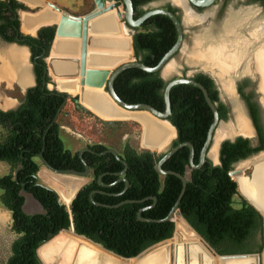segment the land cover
<instances>
[{
  "label": "trees",
  "instance_id": "trees-1",
  "mask_svg": "<svg viewBox=\"0 0 264 264\" xmlns=\"http://www.w3.org/2000/svg\"><path fill=\"white\" fill-rule=\"evenodd\" d=\"M157 1L131 0L133 19L140 18L147 11L145 8ZM92 7L91 0H82L81 5L68 12L80 16L88 13ZM162 8L181 21L177 8L170 4ZM27 10L15 0H0V39L7 44H16V37L22 41L18 45L29 49L35 79V86L23 96L14 92L19 101L16 109L0 110V162L10 168L8 174L0 176V205L11 213V229L16 236L6 264H41L36 255L37 249L62 230L70 229L122 258H134L149 247L170 239L174 233L173 223L140 222L138 212L146 209L140 214L145 220L165 219L179 199L182 183L175 176L161 178L157 173L156 164L164 154L137 152L127 141H123L132 128H138L136 123L103 122L70 96L47 89L50 78L44 75L45 59L49 55L56 28L43 27L35 37L24 36L19 31L18 18L14 19V16L18 11ZM132 31L133 57L148 68L156 67L177 40L173 23L163 15L149 18L140 28ZM182 78H186L185 73ZM191 79L205 88L216 107L219 121L226 122L227 109L219 101L213 80L203 73L195 74ZM167 83L160 73L148 74L129 69L115 79L113 89L119 99L127 104H145L163 112V93ZM238 92L248 105L263 143L258 107L251 103L250 97L242 94L240 87ZM169 100L171 114L167 121L175 129L176 138L168 150L190 143L194 148L193 163L198 166L213 114L201 91L194 86H174L170 90ZM67 101L73 105L74 112L92 118L99 128L92 127L97 130L94 132L95 141L86 147L93 153H83V160L90 169L89 182L78 190L70 204L71 219L57 194L36 181L41 167L39 154L56 170L84 171L78 153L65 149L60 135L62 126L72 127L71 114L64 111ZM248 146V139L224 141L219 150V165L215 166L206 159L195 170L189 166V150L185 147L162 166L163 171L186 177L187 185L178 210L187 224L220 256L260 254L263 249L262 217L239 195L236 183L229 176L233 165L264 149L252 150ZM108 150L116 151L127 164L124 178L129 186L124 193L125 184L119 182L116 176L124 169L121 162L111 154L98 156ZM99 181L104 187L99 185ZM23 193L30 195L41 206L42 214L27 215L24 212ZM91 194L94 203L106 206L125 201L142 202L107 209L95 206L90 201ZM152 198H156V203L149 208L153 205Z\"/></svg>",
  "mask_w": 264,
  "mask_h": 264
},
{
  "label": "water",
  "instance_id": "water-1",
  "mask_svg": "<svg viewBox=\"0 0 264 264\" xmlns=\"http://www.w3.org/2000/svg\"><path fill=\"white\" fill-rule=\"evenodd\" d=\"M188 3L195 8H199V9H205L210 7L215 0H187ZM94 3V10L91 11L90 13L86 14L83 17H74L70 14H68L65 11H62L60 8L53 6L50 3H47V5L45 4L44 1H41L39 3L34 2V3H30L31 5H33L34 7H36V5H46L45 9H49L48 11H51L54 16H51V20H46L45 22H48L50 25V27L54 26L56 28L55 30V36L53 39V42L51 44V48H50V52L48 57L45 59V64H46V69L44 72L45 76L49 77V74L51 73V68H50V64L48 63V60L50 59L51 53L53 51L55 42H56V37L59 35V31H60V24L58 23L60 16H62V21H78L79 24L76 23H72L73 25H78L81 26V30H82V37H81V41H82V46L80 48L79 51H77V53L72 56V57H64V59H61L63 62L65 63H69L71 65H77V68H79V71H77V73L74 74V76L70 77V78H58L54 81V85H55V92H57L58 94H62V95H68L71 97V94L75 95L74 97L72 96L71 98H73L79 106H81L83 109H85L86 111L90 112L91 114H93L95 117H97L98 119H100L103 122L106 123H117V122H134L140 125V123L137 121L136 116L139 114H146L149 118H151L152 120L158 122V123H167L169 126L170 123L167 121L168 117L171 114V106H170V100H169V95H170V90L177 85H190V86H194L196 88H198L203 97L204 100L207 104V106L209 107V109L211 110L212 114H213V122L208 130L207 133V137H206V141L202 147V150L200 152V163L198 166H195L193 163V158H194V148L190 143H183L180 144L170 150H163V148H165V146L171 141H169L168 143H164L161 142L158 145H155L153 148H145L143 146V135H144V127L142 126V124L140 125L141 127V134H140V148L143 149L144 151H150L156 154H164L163 157L158 161V163L156 164V171L157 173L161 176V178L165 177V176H175L177 177L181 183H182V191L181 194L179 196L178 201L176 202V204L174 205L173 209L170 211V213L168 214V216L161 220V221H154V220H145L142 219L140 214L146 210H140L138 212L137 215V219L140 222H145V223H156V224H160V223H164V222H171L174 224V233L173 236L176 232V224L174 219H180L181 221H183V223L186 225V227L190 230V232L192 234H194V236L208 249V251L212 254V256H214V258L216 260L219 259H239V258H245V257H251L254 259L255 264H264V246L263 249L261 251L260 254H239V255H226V256H220L218 255L188 224L187 222L183 219V217L181 216V213L178 210L179 204H180V200L183 196V193L186 189V185H187V179L186 177L181 176L180 174L174 173V172H168V171H163L162 170V166L163 164L168 161L175 153H177L180 149L182 148H188L189 150V166L190 168L193 170L195 169H199L206 161V159H208V154L210 151V145L211 142L213 140L214 134L218 128V126H220L221 121H219V117H218V113L216 110L215 105L211 102L205 88L203 86H201L200 84L196 83L195 81H193L191 78H179V79H174V80H170L168 81L165 89H164V93H163V100H164V111L163 112H159L157 110H155L154 108L145 105V104H127L123 101H121L119 99V97L116 95L114 89H113V83L115 81V79L124 71L129 70V69H138L142 72L148 73V74H156V73H160V75L162 74V72L164 71V69L166 68L167 64L172 61V59L175 57L176 53H178L181 49V46L183 44V36H184V32H183V24L181 21H179L177 19L176 16H174L172 13H170L169 11L163 9V8H159V9H153V10H149L146 11L140 18H138L137 20L133 19V7H132V3L131 0H122L121 2L118 1H113L112 3H109L108 0H93ZM28 10L27 11H22L21 14L24 17H31L32 15H35L36 13H33L31 11V9H29L28 7H26ZM120 8L123 10L121 12ZM115 12V13H114ZM156 15H163L167 18H169L171 20V22L173 23L176 33H177V40L175 45L172 47V49L161 59V61L158 63V65L154 68H148L138 62L135 61L134 57H133V48H132V35L131 37L128 36V30H132V29H137L140 28L143 23L148 20L149 18L156 16ZM113 17L117 23L116 24V28L118 30H120V28H122V30L125 32V34L127 35V37L130 39V44H131V53L129 56V59L127 61H124L120 64H118L115 67H112L109 70H106L105 65H98L96 67H94V71H98V70H102L105 69V72H107V76L106 79L104 81V85H103V89H102V95L103 97H106L107 101L109 102L108 107L104 106V105H99L100 103H98L97 101H94V107L96 108V112H98L99 114L106 116V115H110V114H127L125 119L123 120H105V119H101L99 116L96 115V113H93L90 108L86 107L82 102V95L83 92L80 90L79 92L73 93V92H67L63 86L64 85H73L74 88H81L83 89L85 86V80H84V76L87 74V68H86V62L90 61V58H96V57H102V54H105L107 56V54H109V50L106 48H102L101 50H97L95 45H93L96 42H100L101 43H108L110 41V39H107V33L106 32L109 30L108 27L101 25L98 26V28L94 27V24L97 23H101L104 21H107V19ZM15 18L17 19L18 16L16 14ZM58 20V21H57ZM108 25H110V22H108ZM97 24V25H99ZM48 27V26H47ZM133 34V32H132ZM101 36V38L99 37ZM15 42L16 44H20L22 43L21 40H19L18 37L15 38ZM101 52H104L101 54ZM106 52V53H105ZM79 58V59H78ZM134 59V60H133ZM89 69H92L89 66ZM112 70V71H111ZM166 70V69H165ZM111 71V72H110ZM52 74V73H51ZM166 75V74H165ZM53 76V75H52ZM54 77V76H53ZM162 78V77H161ZM163 79V78H162ZM165 80V79H163ZM166 81V80H165ZM64 83V84H62ZM43 87H45V83L43 84ZM259 87V82H257L256 84V88H257V92L259 95L262 96V93L258 90ZM89 93V92H87ZM90 93H94V92H90ZM235 95V94H234ZM87 99L91 102L93 101V96L91 94H86ZM260 96V97H261ZM95 97V96H94ZM95 100V99H94ZM93 106V105H91ZM109 108V109H108ZM264 107L262 106V109ZM95 110V109H94ZM107 117V116H106ZM246 117L249 121V124L251 126V122L250 119L248 118V115L246 113ZM263 120H264V115H263ZM172 127V126H171ZM172 129H174L172 127ZM175 131V129H174ZM253 136V132L252 135L247 137V138H252ZM175 138H176V132H175ZM174 138V139H175ZM245 138V137H244ZM173 139V140H174ZM233 140V139H232ZM221 141L219 143V147L218 150H220V146H221ZM91 152L92 151L88 150L87 148L81 150L78 153V156L83 164L84 167V171L83 172H77V171H73V170H67V171H59L54 169L53 167H51L43 158L42 154H39L38 158H39V164L44 167L45 169L49 170L50 172H52L53 174L62 176V175H75L78 177H89L90 176V169L88 167V165L86 164V162L83 160V153L84 152ZM137 152H141L139 150H137ZM162 152V153H161ZM106 154H111L113 155L117 161L121 162V164L123 165L124 169L121 173L117 174L116 176L119 178V182H124L125 184V188L124 191L122 193H124L128 186L129 183L128 181L124 178V175L126 173L127 170V164L122 161L120 159V157L118 156L117 152L114 150H108L102 154H98V156H103ZM259 158H263L264 159V155H259ZM254 162V161H253ZM252 163V162H251ZM250 163V164H251ZM214 165V164H213ZM217 165H219V160ZM215 165V166H217ZM234 168V166H233ZM246 168V167H245ZM249 168V167H248ZM247 168V169H248ZM244 168H242L241 170H237V171H231L229 173V176L231 177V179L234 181V177L236 176H244L245 178H250L252 179V177L254 176V169L251 171L249 177H247L245 175L246 170H243ZM36 181H37V176H36ZM235 182V181H234ZM236 183V182H235ZM99 185L101 187H104V185L99 181ZM237 185V184H236ZM237 191L238 193L245 199V201L251 206L253 207L258 213L259 215L262 217L263 220V244H264V209L257 207L253 202L250 201L249 198L245 197L244 195H242V193L240 192L238 185H237ZM78 192V191H77ZM77 192H74L72 197L68 200L65 201L64 206L67 208V211L69 213L70 219H71V212H70V204L72 202V200L74 199L75 195ZM92 196L93 194H91L90 196V201L92 203H94V201L92 200ZM153 201V205L150 206L149 208H152L155 203H156V198H152ZM142 201H125L122 202L118 205L115 206H106V205H101V204H96L94 203L95 206L97 207H103V208H107V209H113V208H118L124 204H133V203H140ZM148 208V209H149ZM64 235V236H70L73 239H76L78 241H81L84 244L89 245L90 247H93L95 249H97L99 252H101L102 255L107 256L112 258L114 261L116 262H121V263H129L133 260H136L140 257H142L145 254H149L152 251H154L155 249H157V247L161 244H168V243H172V239L173 236L170 239H167L165 241H162L160 243H157L151 247H149L148 249L144 250L143 252H141L138 256L134 257V258H122L116 254H114L111 251H108L106 249H104L102 246H100L99 244L89 240L88 238H85L83 236L77 235L73 232L72 229L70 230H62L59 234H57L55 237L51 238L49 241L45 242L43 245H41L37 251H36V255L39 259V261L41 262V264H51V260H47L44 259L42 257V255L40 254V250L49 245L51 242H53L57 237ZM155 247V248H154Z\"/></svg>",
  "mask_w": 264,
  "mask_h": 264
},
{
  "label": "bare ground",
  "instance_id": "bare-ground-1",
  "mask_svg": "<svg viewBox=\"0 0 264 264\" xmlns=\"http://www.w3.org/2000/svg\"><path fill=\"white\" fill-rule=\"evenodd\" d=\"M65 31L68 30L66 29ZM232 31L234 30L224 33V38L227 37V40H222L219 45L208 48L203 54L201 53L202 55L200 54L201 57L199 54L197 55L206 65L212 64V68L217 71L220 78L228 76L231 72L236 71L241 63H244V60H246L249 54V48L252 44L261 40L264 35L263 29L260 28L252 32L247 39L243 38L242 35H236ZM113 47L121 48V50L125 52V55L129 54V45L124 42L114 44L111 48ZM128 59L129 57L127 60ZM253 61L254 71L259 82L258 90L262 93V102L264 103V41L262 47L255 50L253 53ZM108 62L112 65L115 61L109 60ZM247 67L248 66L246 65V68ZM166 71L167 70H165V72ZM91 81L92 84H95L97 79L92 78ZM224 81L225 82L221 83L224 92L227 96L231 97L233 95L231 88L232 83L230 85L229 81ZM93 92L94 93H89L93 96V101L90 102L87 99V96L83 97L84 105L90 108L93 113H96L97 116L105 120L125 119L127 114H110L106 115V117L96 112L94 101H97L100 103L99 105H104L106 107H108L109 102L106 97H103V95L100 94V90H94ZM239 109L235 110L236 115H234L236 117L233 126H221L216 130L213 137V145L209 151L212 156L217 154L219 143L224 138L233 135H240L247 138L252 134V129L247 117H245ZM136 119L140 125L142 124L144 127L143 146L145 148H153L161 142L168 143L173 137H175L174 129H172L167 123H158L149 118L146 114H139L136 116ZM253 163L242 166L238 169L241 170L244 168L243 170H246L248 167L247 170L254 169L255 171L252 179L245 178L242 175L236 176L233 179L238 185L242 195L249 198L257 207L264 209V159L258 157ZM70 194H72V192ZM67 196L68 198L64 199L69 200L72 197V195ZM174 221L176 224V232L172 239V243H170L173 245L172 249L171 246H169L170 244H166L157 247V249L151 253L145 254L129 263L116 262L112 258L102 255L97 249L67 235L57 237L49 245L43 247L40 250V254L44 259H50L52 262L51 264H167L170 251L173 254L174 264H255L254 259L251 257L216 260L208 249L194 236V234L190 232L183 221L176 218Z\"/></svg>",
  "mask_w": 264,
  "mask_h": 264
},
{
  "label": "rangeland",
  "instance_id": "rangeland-1",
  "mask_svg": "<svg viewBox=\"0 0 264 264\" xmlns=\"http://www.w3.org/2000/svg\"><path fill=\"white\" fill-rule=\"evenodd\" d=\"M55 1L64 10H67V13H69L68 12L69 10L70 11H72V9L75 10V8H77V6H79L80 3L82 2V0H55ZM163 1L164 0H159L157 2H153V3L149 4L145 8V10H153V9L162 8L163 7L162 6ZM74 6H76V7L74 8ZM233 6L237 7L236 5H233ZM120 10H121V12L123 11L122 9H120ZM195 19L196 18L192 19L191 17L187 19L185 17L184 18L185 25L189 26V24L195 23L194 22ZM201 21L199 19V21L197 23H201ZM205 28L206 27H203L202 30H194L192 33L187 32V34L185 35V39L183 41V44L181 46V49L178 52V55L175 58H173L172 61H170L167 64V66L165 68L167 71L165 72V69H164V71L162 72V74L160 76L163 79H165L166 81L182 78V76H183L182 70L185 67H187L186 78H191L194 75V73H197L198 71L206 73V74L214 77L217 80L216 81V82H218L217 84L222 89L221 94H222L224 101L227 104H229L231 106V108L234 107L235 110L240 108L239 110L246 117L245 109L242 106L241 101L238 100V98L234 95V92H233V96L229 97L223 91L224 89H223L221 83L225 82L224 80L230 82L229 75L232 72L230 74H228V76H224V77L220 78L218 76L217 71L214 68H212V66H213L212 64H211L212 66L209 64L206 65L197 56L199 54V56L201 57L203 52L208 49V47L211 45L208 43L214 38L213 35H216L217 37L219 36V34H215L212 32L206 33ZM214 31H217V28ZM127 32H128V36L131 37L133 31L128 30ZM263 37H264V35H263ZM219 41H222V40H219ZM215 46L216 45H214L212 47H215ZM127 62H129V61H127ZM49 78H50V83L47 85L48 89L50 91H53V90L55 91L56 87L53 84L54 83L53 82L54 77L52 75H50ZM230 85H231V82H230ZM3 91H4V89L1 86L0 92H3ZM72 96L74 97L75 95L71 94V97ZM260 96L261 95L258 96L259 97L258 101H259L260 107L262 109V106L264 107V103L262 102V96L261 97ZM262 110H263V115H264V108ZM64 111L71 114L70 124L72 125V127H65V126L61 127V133H60L61 139L63 141L65 149L70 150L72 153H79L81 150L85 149L87 147V145H90L95 141L94 132L97 130L92 128V127H96L97 129H99L98 125H96L94 123L92 118H89L88 116H85V115H80L81 113L74 112V107L69 101H67V103L64 107ZM233 117L234 116H231L229 118L228 123L227 122L226 123L221 122V124H220V126H218L217 130L221 126H233L234 125ZM132 123H134V122H132ZM137 125H138V128H132V132L128 135H125L123 137V141L124 142L127 141L130 144V146L133 147L135 150L144 151L143 149L140 148L141 127L139 124H137ZM237 136L238 135H233L231 137L224 138L221 141V143L226 141V140L233 139L234 137H237ZM174 138L175 137H173L171 139V141L165 146V148H163V150H167L169 148V146H170V144ZM212 145H213V140H212L211 145H210V150H211ZM258 156H255V157L253 156V157H251L245 161L239 162L238 164H236L234 166L232 171H237L242 166H246V165L250 164L251 162L253 163V161H255L258 158ZM218 157H219V150L217 151V154H214L213 156H212V154H210V152L208 154L209 161L214 165H217ZM9 171H10L9 166L3 162H0V176H4V175L8 174ZM251 171H252V169L246 170L245 175L247 177H249ZM88 182H89L88 177H86V178L85 177H78L75 175L59 176V175L53 174L52 172H50L49 170L45 169L42 166L40 167L39 172L37 174V183L44 186V187H47V188L51 189L53 192H55L58 196L59 202L62 205L65 204V201H68L67 199H64V198H68L67 195H73L74 192H77L82 186H84ZM51 183H53V184H51ZM71 192H72V194H70ZM23 196L25 198L24 212L27 215H35V214H42L43 213L41 206L30 195L23 193ZM11 225H12L11 213L7 209H5L3 206L0 205V264H6L8 258L10 256V246L16 238L15 234L12 232ZM168 244H170V243H168ZM163 245H166V244H161L158 247H161ZM169 246L172 247V244H170ZM263 246H264V244H263Z\"/></svg>",
  "mask_w": 264,
  "mask_h": 264
},
{
  "label": "crops",
  "instance_id": "crops-1",
  "mask_svg": "<svg viewBox=\"0 0 264 264\" xmlns=\"http://www.w3.org/2000/svg\"><path fill=\"white\" fill-rule=\"evenodd\" d=\"M15 1L31 9L33 13H36L31 17H24L21 14L22 11L17 12L19 25H20L19 31L24 36L35 37L37 31L40 28L47 26L50 27L51 24L45 21L51 20V16L54 15H52L53 13L51 11H48L49 9L48 10L45 9L47 3H50L53 6L60 8L62 11L67 12V10H64L62 7H60L55 0H15ZM41 1H44L46 5L39 4L36 5V7H34L33 5L30 4L34 2L39 3ZM91 1L93 7L88 13L93 11L95 8L93 0ZM170 1L171 4L185 11V17L187 19L188 17H191L192 19L195 18L192 12H190L186 0H170ZM112 2L113 1H109V3ZM86 14L80 16H74V15L72 16L83 17ZM107 21L110 22L111 26L108 25ZM107 21L101 22L100 24L97 23L99 25L94 24V27L98 28V26L101 25L108 27L109 30L106 31L109 32L107 33L108 34L107 39H110V41L108 43H101L102 41H100L94 43L93 45H95L97 50H101L102 48L108 49L109 54H107L106 56L105 54H102L104 52H101L102 57L90 58V61L86 62L85 66L87 68L86 69L87 74L84 76L85 86L83 89L79 88L80 86L78 88L77 87L74 88L73 85L63 86L67 92L76 93L81 90L84 94L82 95V101H83V97L86 96V94H89L91 91L93 92L94 90H100V94H102V89H103L104 81L107 76V72H105V69L94 71L97 69V68L94 69V67L98 65H105L106 67H109L106 68V70H109L112 67H115L118 64L126 61L131 53L130 39L127 37L125 32L122 30V28H120V30L116 28L115 23H117V21L113 17L107 19ZM58 23H61L60 31H59L60 33L56 37V42L53 51L51 53L50 59L48 60L52 73V74L50 73L49 76L50 75L54 76L53 82L58 78H70L74 76V74L77 73V71H79L77 65H71L69 63H65L61 59H64L63 56L72 57L77 53V51L80 50L82 46L81 37L83 35L81 26L72 24V23L79 24L78 21H74V22L68 20L62 21V16H60ZM66 29L68 31H65ZM99 37L101 38V36ZM121 42H124L129 45V49H130L129 54L125 55V52L121 50V48L119 47L111 48L112 45ZM109 60L112 61L114 60L115 61L114 64L111 65L108 62ZM89 66L92 69H89ZM0 75H2L0 76V88L2 86L4 89L3 92H0V110L3 112L14 110L19 106V101L14 96L15 94L14 92H16L18 96H23L28 89L33 88L35 86V79L32 71V65L30 63L29 49L18 44H7L0 40ZM92 78L97 79V82H95V84L91 83ZM82 103L84 104V102ZM167 264H174V258L171 251L168 255Z\"/></svg>",
  "mask_w": 264,
  "mask_h": 264
},
{
  "label": "flooded vegetation",
  "instance_id": "flooded-vegetation-1",
  "mask_svg": "<svg viewBox=\"0 0 264 264\" xmlns=\"http://www.w3.org/2000/svg\"><path fill=\"white\" fill-rule=\"evenodd\" d=\"M186 2H187V6L190 12H192V14L196 18L194 20L195 23L189 24V26L185 25V22L183 20L185 18V11L171 4L170 0H164L162 4V6H165L166 4H170L171 6L177 8L180 11L181 22L183 24V32H184L183 41L185 39V35L187 34V32L192 33L194 30H202L203 27H206L205 28L206 33L212 32L215 34H219L218 37L216 35H213L214 38L208 43V44H211L208 48L214 45L216 46L219 45V43L221 42L219 40H226V38H224V33L227 31L234 30L232 32H234L238 36L242 35V37L246 39L252 32H254L258 28L263 29L264 31V0H215L214 3L210 7L205 8V9H199V8L192 7L188 3L187 0ZM233 5H236L237 7H234ZM199 10H201V12ZM15 16H14V19H15ZM199 19L200 21L202 20L201 23H197ZM216 28H217V31H214ZM263 41H264V37H262L261 40L253 43L252 46L249 48V54L246 60H244V63L242 62L241 65L238 67V69L232 72L231 73L232 75L231 74L229 75V80L232 83V86H231L232 92H234L238 100L241 101V104L244 107L245 112L248 115V118L250 119L253 136L252 138H244L238 135L237 137H234L233 140L229 139L226 141L235 142V140L238 138L248 139L249 140L248 147L252 150H257V149H260L261 147H264V142L261 143L260 135L256 129V126H254L253 121L251 119L248 105L245 102V100L241 97V95L239 94L238 88L240 87L242 94L245 97H248V98L250 97L251 103L255 104L258 107V120H259V125L261 127L262 134L264 137L263 110L261 109L259 101H258L259 94L256 88V84L258 80H257V75L255 74V71H254V61H253V53L255 52V50H258L262 47ZM246 65L248 66L247 68H246ZM183 73H185V76H186L187 67H185L182 70V74ZM198 73H203V72L198 71L197 73H194V75ZM203 74H206V73H203ZM206 75L209 76L213 80L214 85L218 91L219 101L227 109L228 120L226 122L228 123L229 118L231 116H234L233 119L235 121V117H236L235 108L234 107L231 108V106L224 101L222 94H221L222 89L217 84L218 83L216 82L217 80L208 74ZM47 89H48V86H47ZM258 155H264V149L259 150L258 152L249 156L247 159L253 156L254 157L258 156Z\"/></svg>",
  "mask_w": 264,
  "mask_h": 264
}]
</instances>
